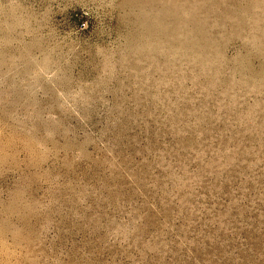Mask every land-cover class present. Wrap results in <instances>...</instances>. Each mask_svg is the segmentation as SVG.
Returning <instances> with one entry per match:
<instances>
[{
    "label": "rangeland",
    "instance_id": "1",
    "mask_svg": "<svg viewBox=\"0 0 264 264\" xmlns=\"http://www.w3.org/2000/svg\"><path fill=\"white\" fill-rule=\"evenodd\" d=\"M0 264H264V0H0Z\"/></svg>",
    "mask_w": 264,
    "mask_h": 264
}]
</instances>
